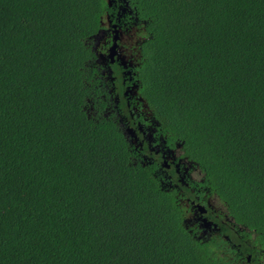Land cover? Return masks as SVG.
Returning <instances> with one entry per match:
<instances>
[{
  "label": "trees",
  "instance_id": "16d2710c",
  "mask_svg": "<svg viewBox=\"0 0 264 264\" xmlns=\"http://www.w3.org/2000/svg\"><path fill=\"white\" fill-rule=\"evenodd\" d=\"M0 264H264V0H0Z\"/></svg>",
  "mask_w": 264,
  "mask_h": 264
},
{
  "label": "rangeland",
  "instance_id": "374dc122",
  "mask_svg": "<svg viewBox=\"0 0 264 264\" xmlns=\"http://www.w3.org/2000/svg\"><path fill=\"white\" fill-rule=\"evenodd\" d=\"M108 29H104L102 31L99 32V34L97 36H95L93 39L89 40L87 43L89 45H91L93 48H96L98 45H100L101 42H103V40L105 39V37L109 36V32L107 31ZM140 38L137 36V31L131 30V31H127L125 33L122 34V41L124 42V44H126L124 46V55L126 57H135L134 53H133V45L138 42ZM133 42V43H132ZM137 44V43H136ZM130 47H129V46ZM136 49H134L135 51ZM101 59V56H99V60ZM127 58H125L126 60ZM103 61V59H101L100 63ZM104 62V61H103ZM87 113L89 114L90 117H95L97 115V111L98 108H96L95 105L92 104V101H89V105L86 108ZM112 110L110 108H108L107 110H105L104 112H101L102 115L104 117H106L109 113H111ZM142 114H144L145 116L149 117V121H151L152 123H154L153 118L150 116L151 113L146 109V108H142ZM120 126L124 132V134L126 135V137L130 136L127 132L126 129L124 128V125H122L120 123ZM154 127L152 126H147L145 128V132L147 135V138H151L152 135L154 134ZM194 220V219H193ZM193 220H191L193 222ZM195 221V220H194ZM201 237H207L209 236V231L205 232H199Z\"/></svg>",
  "mask_w": 264,
  "mask_h": 264
},
{
  "label": "flooded vegetation",
  "instance_id": "af4514ba",
  "mask_svg": "<svg viewBox=\"0 0 264 264\" xmlns=\"http://www.w3.org/2000/svg\"><path fill=\"white\" fill-rule=\"evenodd\" d=\"M107 31H109V30H107ZM109 35L111 36V39H112V33H111V31H109ZM111 47H112V41H111V44L109 45V47L107 48V56L105 57L103 54H101L102 55L101 56V59L104 58L103 59L104 61H105V58H106V59H111V61L114 62V58H110V56H109L110 55V48ZM101 59L100 60L98 59V63L101 61ZM106 68L107 69L104 70L103 73H105L107 71L109 73V75L111 76L113 74V72H114L113 69L110 68L108 65H106ZM124 73L125 74H130V75L132 74L131 71H126V70H124ZM113 79H114V77H113ZM114 88H116V86H114ZM128 91H129V89H128ZM140 129H141V127H140ZM126 132L129 135H135L134 130L131 129L129 126L126 127ZM152 137H153V135H152ZM152 137L150 139H152ZM161 158L166 159V161H168V162L171 163L170 166H169L167 164V162L165 161L166 162L165 165L168 168V170H173V168L175 167V170L178 173L177 175L179 176V180L180 181H182V180L184 181L185 180V178L187 177L186 172H181L180 165L179 164H175V162H176L175 158L170 159L167 154L166 155H163ZM202 210L204 212H202V211L201 212L204 213V214L201 215V214H199V212H196L195 217H192L191 218V220H193V219L195 220V222L193 220L192 223H198L199 224V228L202 229V230H200V232H203V231L207 232V231H209V235H212L213 232L214 233H219L220 232V228H218V227H220V226L218 225L217 222H215L214 220H212L210 218L211 217V214H212V212H210V209H205V208L202 207ZM213 211H215V210H213ZM214 217L217 218L218 216L217 215L213 216V219H214Z\"/></svg>",
  "mask_w": 264,
  "mask_h": 264
},
{
  "label": "water",
  "instance_id": "95a60500",
  "mask_svg": "<svg viewBox=\"0 0 264 264\" xmlns=\"http://www.w3.org/2000/svg\"><path fill=\"white\" fill-rule=\"evenodd\" d=\"M119 39V36H118V31L115 30V36H114V43L112 45V47L110 48V58H114L115 54H116V48L118 47V44H117V41ZM199 210L204 212L202 210V206H198Z\"/></svg>",
  "mask_w": 264,
  "mask_h": 264
}]
</instances>
